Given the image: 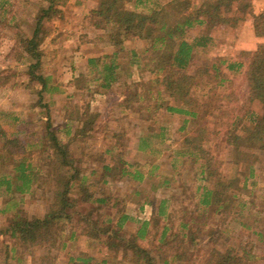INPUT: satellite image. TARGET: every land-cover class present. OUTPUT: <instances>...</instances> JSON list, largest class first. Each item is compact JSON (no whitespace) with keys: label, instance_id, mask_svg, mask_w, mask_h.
<instances>
[{"label":"trees","instance_id":"1","mask_svg":"<svg viewBox=\"0 0 264 264\" xmlns=\"http://www.w3.org/2000/svg\"><path fill=\"white\" fill-rule=\"evenodd\" d=\"M132 1L98 0L91 11L100 29L94 41L108 42L113 49L90 57L87 71L70 81L81 100L72 103L73 95L67 96L60 128L69 135L67 141L58 135L49 103L42 104L46 122L37 140L9 133L0 123V212L7 215L0 224L4 255L0 264H22L30 259L23 252L37 248L45 254L32 258L33 264H56L58 253L79 236L102 241L109 251H125L132 264H197L201 245L209 248L202 264H250L259 259L250 241L218 248L215 243L228 227L210 224L213 218L233 215L236 221V215L263 212L264 199L258 191L264 188V52H245V71L242 61L213 55L218 42L214 31L221 26L242 27L254 0H157L147 11L128 8ZM67 2L35 0L30 31L16 22L11 25L16 45L9 56L24 66L29 84L40 85L36 91L40 101L44 93L64 92L55 72L45 71L49 63L42 43L46 22L62 13ZM7 4L0 0V8L8 12ZM5 19L0 22L9 25L15 16ZM255 21L257 35L264 37V11ZM133 38L148 41L149 46L142 51L129 49L124 55L120 50ZM197 56L206 62L198 63ZM242 73L248 94L240 104L238 87H223ZM15 76L16 71L0 72V85ZM116 86L122 89L115 105L123 114L121 127L103 150L108 159L100 169L109 179L128 178L135 184L134 192L145 197L141 206L155 207L156 212L135 232L126 228L132 219L125 210L127 200L97 191L92 182L96 169L88 173L71 150L77 139L108 131L109 120L92 109L91 100ZM256 102L259 109L252 106ZM163 111L186 117L175 145L167 150L166 127L148 124L138 133V150L150 157L136 163L125 160L123 154L135 132L131 120L144 125L157 121ZM217 134H222L234 166L229 173L211 149L212 136ZM187 173L191 183L184 180ZM146 177L149 191L141 189ZM170 188L176 193L159 197L160 189ZM39 189L53 193L50 207L42 215L28 216L22 207L25 197ZM106 210L111 212L103 214ZM239 224L248 227L246 222ZM108 258L81 253L70 256L68 264H109Z\"/></svg>","mask_w":264,"mask_h":264},{"label":"rangeland","instance_id":"2","mask_svg":"<svg viewBox=\"0 0 264 264\" xmlns=\"http://www.w3.org/2000/svg\"><path fill=\"white\" fill-rule=\"evenodd\" d=\"M84 1L85 0H68L67 4L61 7L62 13L56 15L45 24L44 29L47 32V37L42 43V48L46 52L49 63L45 71L48 73L55 72V79L62 86L64 92L53 95L44 93L41 101L39 93L36 92L40 89V85L38 83L29 84L28 80H26L28 75L24 73V66L19 65L14 57L9 56L11 50L16 45V41L14 40L16 30L11 25H14L16 22L20 24V29L30 31L28 22L32 21V17L37 10L36 4L33 3L35 0H7L8 12L0 8V21H2L4 17L7 19L12 15L15 16V21L12 20L9 25L7 22H5L6 25L0 22V72L3 71L5 75L11 74L14 71L17 72V76H15L11 82L0 85V123L9 133L19 136H28L32 141L37 140V137L44 131L46 122L44 117L46 107H42V104L49 103L50 113L54 126L58 130V135L64 141L68 140L69 135L66 134L65 130L63 132L60 131L65 116L64 106L69 99L67 96L70 94L73 95L71 98L72 103H80L81 100V93L75 92L74 88L70 85V81L74 77L72 69L79 68L85 70V60L77 59L75 56L77 53L75 52L85 51V53H88L90 56L105 53L113 49L108 45V42L94 41L99 35L100 29L95 27L94 23L96 20L93 18L91 11L98 6V0H86L87 3ZM156 1L157 0H143L136 4V0H133L128 4V8L138 11H147ZM80 41L83 42V44H79L80 50L77 51ZM148 46V41L133 38L126 43L124 50H120V47L116 49L122 51V53L126 55L129 49H138L142 51ZM213 55H216V52H213ZM196 61L198 63H203L206 62V59L202 56H197ZM9 66L13 67L8 69ZM146 77H148V75H146ZM233 83L231 85L238 87V89L244 86L242 78L234 80ZM121 94V87L116 86L107 94L96 95L94 99L92 98V109L96 112H100L109 120V129L108 131L97 134L94 137H89L88 139H77L75 142L71 143V150L75 157L79 159V166L85 168L88 173H92V171L96 169V174H93L92 182L97 191L114 193L121 199H126L128 204L125 206V210L127 209L131 215L143 219L144 217H149L151 208L148 207L147 209V207H145L144 210H139V201H143L145 197H141L134 192L135 184L125 178L113 180L104 177L100 169L101 164L106 158L108 159V156L103 155L102 152L107 147L109 139H114V133L118 132L121 127L119 118L123 114L120 113L119 108H115L118 97ZM86 98H83L82 101H85ZM252 106L259 109L261 105L256 102L252 103ZM183 118L182 116L171 115L169 112L163 111L162 117L157 121L148 122L144 125L132 119L131 122L133 126H135V132L134 134L131 133L130 145L123 154V158L131 163H136L138 161H146L150 157L146 153H142L138 150V133L141 132L142 129L145 130L144 127L148 124H152L156 128L161 125L165 126L167 129L166 135L169 138L167 143L175 144L180 138V134L176 131L184 124ZM212 137L213 145L211 149L214 151L216 157L223 161V170L229 173L234 166L230 161L231 157L226 148V144L222 141L223 136L222 134H217ZM103 179H107L108 183H104ZM184 180L191 183V174L187 173L184 176ZM146 181L141 183V189L149 191L150 184ZM194 184L196 185L195 182ZM167 193L176 192L171 188L168 190L162 189L158 195L164 196ZM261 193L262 199H264V188L258 191V194L261 195ZM52 195L53 193L48 189L45 191L39 189L34 195H27L22 205L23 210L28 216L44 214L50 207ZM150 196L154 197L155 193H150ZM258 203L262 204L263 200L259 199ZM261 208L263 212L250 211L244 217L236 215V221H232L233 215L228 216L224 220L219 217L213 218L210 224L217 226L224 223L222 228L226 229L228 227V231H224L222 238H219L215 245L220 249H224L233 243L238 244L240 241H250L254 246V250L259 255V259L251 261L250 264H264V218H262L264 217V206L261 205ZM110 212L111 210L102 211L103 214ZM257 215L260 218L257 217ZM6 216H2L0 212V224L6 222ZM240 221L246 222L248 227L240 225ZM75 224H77V216L75 217ZM138 226L139 223L136 221L126 222V228L130 231H135ZM200 247L199 249L201 250L198 251L200 257L197 258V264H202L203 257H206L209 251L207 246L201 245ZM81 253H88L96 259H101L104 254L109 255V264H132L131 256L129 254L127 255L125 251H109L105 249L102 241L92 240L86 236L75 238L69 243L66 250L59 252L56 264H68L70 256ZM43 254H45L43 248L23 252V256L30 259L22 264H33L31 259H37ZM3 256L2 251H0V259L3 258ZM11 264H14V262H11ZM37 264H40V262H37Z\"/></svg>","mask_w":264,"mask_h":264},{"label":"crops","instance_id":"3","mask_svg":"<svg viewBox=\"0 0 264 264\" xmlns=\"http://www.w3.org/2000/svg\"><path fill=\"white\" fill-rule=\"evenodd\" d=\"M84 2L87 3L86 0ZM85 3H84V5H85ZM263 11H264V0H254L253 5H252V12L245 17V20H244L242 27H240L239 29H235V30L234 29L228 30V28L226 26H221L216 31H214L213 35L218 38V42H217V46H216V55L225 56V57L231 58L232 60L242 61L244 63V71H245L247 63H248V59L245 56V52H254V51H257L259 49H261L264 52V37L257 35L256 21H255L256 16L258 14L262 13ZM222 32L225 34L222 35ZM79 44L82 45L83 42L80 41L78 43V50L77 51L80 50ZM75 53H77L75 55L77 59H84L85 60V70H82L79 68H75V69L73 68L72 69L73 76L78 75L80 73H85L87 71V61L90 57H98V56H101L102 54H104V53H100V54H94V55L89 56V54L85 53V51L84 52L80 51V52H75ZM238 78H242V80H243V73L241 75H238ZM231 84H232L231 82L229 84H225V86L223 87V90H227L229 87H231ZM60 87L62 89V86H60ZM247 94H248V89H247L246 83L244 82V86H241L239 88L240 104L244 101V97ZM178 116H182V115H178ZM185 118L186 117L184 116L183 121ZM190 125H191V121L188 123V127ZM176 132L179 133L178 131H176ZM174 145L175 144L167 143L166 144L167 150L172 148ZM121 178H125V177H121ZM125 179L129 180L128 178H125ZM146 179H147V177L145 178V181H146ZM161 191L162 190L160 189L158 191V193H160ZM159 197H161V195H159ZM151 198H153V197H151ZM127 204H128V202H127ZM145 207H147V209H148V207H150L151 209H150L149 217H147V218L144 217L143 219L138 218V216L136 217V216L131 215L126 209V213H128L132 217V219L130 221H136L137 223H139V226L135 231H137L139 229V227L141 226V221H143L144 219H149L156 212L154 210L155 207L153 205H150L147 203H145L143 205V207L140 204L139 210L142 211L145 209ZM4 216H6V215H4ZM135 231L133 230V232H135Z\"/></svg>","mask_w":264,"mask_h":264}]
</instances>
